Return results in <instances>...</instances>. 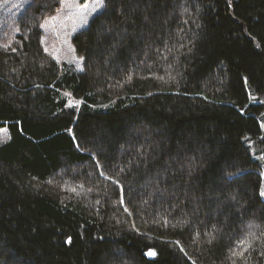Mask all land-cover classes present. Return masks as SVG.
Here are the masks:
<instances>
[{"label": "trees", "instance_id": "trees-1", "mask_svg": "<svg viewBox=\"0 0 264 264\" xmlns=\"http://www.w3.org/2000/svg\"><path fill=\"white\" fill-rule=\"evenodd\" d=\"M61 2L0 43V264H264V0H106L83 71L42 45Z\"/></svg>", "mask_w": 264, "mask_h": 264}, {"label": "rangeland", "instance_id": "rangeland-1", "mask_svg": "<svg viewBox=\"0 0 264 264\" xmlns=\"http://www.w3.org/2000/svg\"><path fill=\"white\" fill-rule=\"evenodd\" d=\"M32 0H0V43L8 46L16 41L20 32L19 18L27 5ZM97 5V0H62L57 11L45 18L42 23V45L46 52L51 54L61 68L71 66L77 71L85 69L84 58L78 54L73 36L87 27L95 15L105 8ZM88 7L85 9L84 5ZM250 98L253 104H262L264 99L257 97L252 88L248 86ZM69 106H78L81 100L75 98L71 93L64 92ZM261 122L262 133L258 138L246 137V143L252 157L261 165L263 173L262 190H264V108L258 114ZM10 138L7 127L0 128V144ZM264 198V196H263Z\"/></svg>", "mask_w": 264, "mask_h": 264}, {"label": "snow or ice", "instance_id": "snow-or-ice-1", "mask_svg": "<svg viewBox=\"0 0 264 264\" xmlns=\"http://www.w3.org/2000/svg\"><path fill=\"white\" fill-rule=\"evenodd\" d=\"M97 5H98L99 7H103V6H104V5H103V0H97ZM87 7H88V5L85 4V5H84V8L86 9ZM260 195H261V196H264V190H261V191H260ZM68 242H69V243L71 242V238H69ZM147 255H149V256H155L156 253H155L154 251H151V250H150V251L147 253Z\"/></svg>", "mask_w": 264, "mask_h": 264}]
</instances>
